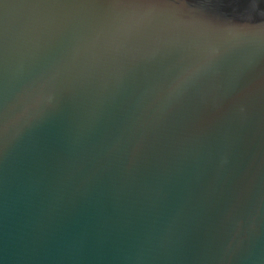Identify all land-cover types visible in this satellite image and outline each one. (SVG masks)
I'll return each instance as SVG.
<instances>
[{"label": "water", "instance_id": "obj_1", "mask_svg": "<svg viewBox=\"0 0 264 264\" xmlns=\"http://www.w3.org/2000/svg\"><path fill=\"white\" fill-rule=\"evenodd\" d=\"M0 264H264V0H0Z\"/></svg>", "mask_w": 264, "mask_h": 264}]
</instances>
